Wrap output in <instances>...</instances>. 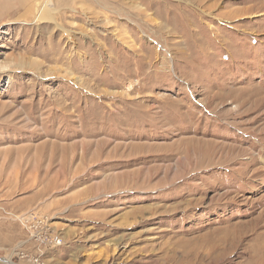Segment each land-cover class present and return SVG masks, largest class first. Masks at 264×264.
<instances>
[{"label":"rangeland","instance_id":"rangeland-1","mask_svg":"<svg viewBox=\"0 0 264 264\" xmlns=\"http://www.w3.org/2000/svg\"><path fill=\"white\" fill-rule=\"evenodd\" d=\"M12 169L62 241L0 264H264V0L10 7L3 209Z\"/></svg>","mask_w":264,"mask_h":264},{"label":"crops","instance_id":"crops-1","mask_svg":"<svg viewBox=\"0 0 264 264\" xmlns=\"http://www.w3.org/2000/svg\"><path fill=\"white\" fill-rule=\"evenodd\" d=\"M30 1H34V0H15V2L14 1L12 2L11 0H0V20L1 22H2L3 17L4 16L6 17L8 15L10 7H15V8L22 7V6L27 5ZM20 17H23V16H20ZM17 170L18 169H12L8 172L10 177L8 178L9 180L7 182L12 184L11 185L12 190H10L8 192V196L3 199V201H5L3 207L8 209L9 211L15 210V214L23 213L21 211L31 209L34 206H36L38 203H40L41 201V199L39 200L38 198H36L38 197L36 195L33 197V200H25V201L22 199H13L10 197L11 194L15 193L16 190H18V186L20 185V182H21L19 180V173ZM21 207H24V208L20 209ZM48 211H49V208H46L44 210V213H47ZM0 215H1L0 218H3V219L6 218L1 212H0ZM5 220L6 222H3V223L0 222V251L5 250L8 247H12V248L15 247L18 249L16 250V252H20V251H23L27 245H31V244H32V249L36 247L35 242L31 241L28 237L27 238L30 241L26 239V235H23V233L25 232L20 227H18L15 222L9 221L7 218ZM26 249L27 250L31 249V247H28ZM40 254L41 252L38 251L36 248L34 252V257L39 258Z\"/></svg>","mask_w":264,"mask_h":264},{"label":"built area","instance_id":"built-area-1","mask_svg":"<svg viewBox=\"0 0 264 264\" xmlns=\"http://www.w3.org/2000/svg\"><path fill=\"white\" fill-rule=\"evenodd\" d=\"M0 212L7 219L17 222L18 225L28 234V238L37 244V250L41 248H53L61 245V238L51 234L50 228L47 226L46 218L42 219L36 212L27 211L21 214L6 211L0 206ZM23 256V254H21ZM34 260L38 257H34Z\"/></svg>","mask_w":264,"mask_h":264},{"label":"bare ground","instance_id":"bare-ground-1","mask_svg":"<svg viewBox=\"0 0 264 264\" xmlns=\"http://www.w3.org/2000/svg\"><path fill=\"white\" fill-rule=\"evenodd\" d=\"M42 13H43V12L40 11V13H39L40 16L38 17V19H43V15H42ZM47 17H49V16H47ZM49 19H50V17H49ZM50 20H52V19H50Z\"/></svg>","mask_w":264,"mask_h":264}]
</instances>
